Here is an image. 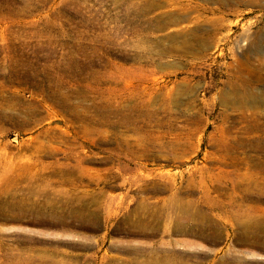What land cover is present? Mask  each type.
<instances>
[{
    "label": "rangeland",
    "instance_id": "obj_1",
    "mask_svg": "<svg viewBox=\"0 0 264 264\" xmlns=\"http://www.w3.org/2000/svg\"><path fill=\"white\" fill-rule=\"evenodd\" d=\"M164 2L0 0V264H264V0Z\"/></svg>",
    "mask_w": 264,
    "mask_h": 264
},
{
    "label": "bare ground",
    "instance_id": "obj_2",
    "mask_svg": "<svg viewBox=\"0 0 264 264\" xmlns=\"http://www.w3.org/2000/svg\"><path fill=\"white\" fill-rule=\"evenodd\" d=\"M174 1V0H171ZM178 1V0H176ZM234 1V0H231ZM153 4L148 3L147 9L153 8V5L158 4H166L164 0H151ZM180 3V2H179ZM178 3V7L168 12H162L159 14V17H163L164 25L162 27L167 26H175L180 25V29L175 28L177 31H181L182 36L193 34L197 37V42L203 46H209V38L218 34L222 31L224 27L223 19L221 17H206L203 14H198L196 16H190L187 11L189 7L188 5ZM175 4V3H174ZM171 6V5H170ZM169 10V9H168ZM183 22V26L181 25ZM200 25H205L206 28L202 29L203 34L198 35L197 30ZM174 29V30H175ZM256 34L254 41L251 44V48L258 54V52L262 51L260 46V40L264 38V30L258 31ZM199 37H198V36ZM179 36L178 34H172L171 37ZM188 46L193 45V43H185ZM252 50V51H253ZM248 61L251 62H260L261 65L264 64L263 54L256 55V57H248ZM250 82L251 84H249ZM256 82L251 80H247L245 78L237 77L235 80L231 82V89L227 91H223L221 93V101L224 104L230 105L234 109H256L261 105H264V93H258L256 91V86H254ZM250 86V87H249ZM261 91V90H260ZM255 225V224H253ZM239 231V230H238ZM239 242L253 244L255 242L260 241L259 243H264V228L259 224L255 226H244L241 229V234L237 237ZM218 264H233L231 263V259H225L218 262Z\"/></svg>",
    "mask_w": 264,
    "mask_h": 264
}]
</instances>
